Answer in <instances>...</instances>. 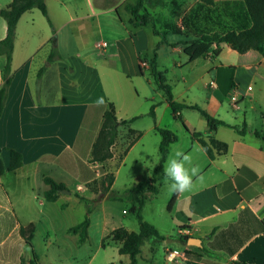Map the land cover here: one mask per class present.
Masks as SVG:
<instances>
[{"label": "crops", "instance_id": "1", "mask_svg": "<svg viewBox=\"0 0 264 264\" xmlns=\"http://www.w3.org/2000/svg\"><path fill=\"white\" fill-rule=\"evenodd\" d=\"M12 1L0 0V10ZM126 1L134 0H87L89 10L83 13L74 10L69 0H46L53 28L46 25L38 9L25 13L18 23L12 83L0 120V145L8 153L9 149L20 152L24 163L0 176V230L5 232L0 247L12 241L6 253L0 251V264L8 257L14 264L32 259L13 247L14 241L25 243L21 227L33 225L36 230L35 221L20 220L18 215L31 205L39 218L45 219L52 209L49 204L70 218L67 232L90 217L88 239L78 245L86 246L93 232H98L100 242L87 264L95 261L100 250H111L107 264H128L129 257L119 254L120 243L107 240L105 247L102 244L116 229L138 232L134 214L136 221L127 219L126 210L121 215L123 203L107 196L88 214L86 205L75 195L91 200L99 197L106 173L113 174L111 189L118 193L146 187L161 160L162 138L157 128L178 136L168 147L165 162L173 146L190 153L193 164L202 169L203 181L191 192L177 196L169 208L174 194L165 188L163 173L156 175L153 186L157 193L144 192L142 217L166 240H146L137 264H155L158 254L162 264H169L167 250L185 251L187 247L205 248L209 253L200 255V260L187 258L176 264H264V140L254 135L255 131L264 135L263 55L254 50L241 54L223 43L217 58L191 61L184 49L195 35L168 34L167 43L162 44L151 26L131 23L123 6ZM114 5L116 15L107 9ZM96 7L104 10L96 11ZM150 10L159 27L168 22L181 26L182 19L188 18L210 32L237 28L246 19L243 0H168L167 8ZM6 36L7 23L0 16V41ZM66 38L73 45L71 49L66 47ZM54 48L57 56L49 62ZM155 49L158 72L171 87L174 101L186 106L178 113L180 118L154 79L149 61ZM5 64L6 58L1 56L0 88ZM235 88L239 91L232 96ZM101 97L104 103L98 105ZM109 104L114 105L118 120L129 123L119 129L112 158L93 164V145ZM153 106L155 118L150 116ZM192 106L227 126H219L211 134L206 119L189 108ZM243 125L250 129L244 135L231 128ZM130 130L136 132L135 137L139 133L132 145ZM194 132L205 139L214 135L228 145L227 154L211 159ZM197 146L203 151L196 150ZM2 156L8 166L10 154ZM46 177L64 184L72 194L58 193L56 201L48 202L44 197L49 190ZM180 236L201 239L202 246H185ZM54 241L48 234V245Z\"/></svg>", "mask_w": 264, "mask_h": 264}, {"label": "trees", "instance_id": "2", "mask_svg": "<svg viewBox=\"0 0 264 264\" xmlns=\"http://www.w3.org/2000/svg\"><path fill=\"white\" fill-rule=\"evenodd\" d=\"M243 2L245 6V18L247 20H242L240 23L241 25H239L237 28L232 27L230 29H224L222 31L220 30L215 32H210L206 27L200 29L196 24L190 23L188 18L184 19L181 26L174 22H168L159 27L156 19L151 14L150 9L167 8L168 0L126 1L124 2L123 6L124 10L131 16V23L134 26H151L154 35L161 38L162 44L167 43L168 34L185 35L190 33L195 35V37L189 43H187V47L184 49V52L189 56L191 61L207 58L209 56L212 58H217L220 55L221 44L223 43L241 54L254 50L259 52L264 57V0H243ZM33 9H38L53 28L49 18L46 0H13L8 7L0 10V16L7 23V36L4 40L0 41V57L4 56L6 58V64L3 71L4 84L0 88V120L4 113L9 88L12 83V58L14 43L16 40L17 26L21 17ZM56 52L57 50L54 48L51 55L49 56V62H52V60L55 59L57 56ZM144 61L145 60H142L141 62L143 63ZM149 63L152 67V73L158 87L164 90L166 93L167 102H169L172 111L175 115H177L178 118H180L178 113L186 106L177 104L174 101L171 87L165 84V77L162 73L158 72L157 49H155ZM43 71L44 70L42 69L40 74H42ZM189 108L198 110L200 114L206 119L211 134H214L219 126H227L224 122L213 118L198 106H192ZM150 116L155 118L154 106L151 108ZM128 123L129 121L118 120L114 105H108V108L103 115V124L101 130L95 144L93 145L90 163H104L112 158V147L115 145L118 139L119 129ZM185 128L187 129L186 126ZM231 128L240 135H244L246 132L250 131L247 125H243L242 127L233 126ZM157 130L162 138L160 145L161 160L155 169L153 178L146 187H134L122 193H118L111 189L114 183L113 174L106 173L100 182L101 195L99 197L91 200L80 195H75L86 205L88 214L92 213L95 205L98 204L102 198H104V196H107L108 200L127 202L131 205L130 211L138 220L139 231L129 232L124 228L116 229L103 239L102 244L105 247L107 240L120 243L119 254L129 257L128 264L138 263V257L142 252V246L146 240H166L165 237L158 233L153 225L144 221L142 217V208L146 202V198L143 194L146 191L157 193L156 187L153 186V183L156 182V175L163 173V165L166 159L168 147L178 141V136L171 130L161 128H157ZM135 134V131H129L130 136H134ZM192 135L198 139L211 159L216 158V156L227 154L228 145L226 143L217 141L214 135L207 137V139H205L203 135L198 132H194ZM254 135L264 140V135L261 133L255 131ZM136 136L139 137V133H137ZM137 137L134 136L130 145H132ZM2 151L3 149L0 145V176L7 172H14L23 166V155L14 149L8 150L10 154V163L8 166H6L2 160ZM44 182L49 186V190L46 191L44 195L48 202L56 201L58 198V192L66 189L64 184L57 183L49 177L44 178ZM176 198L177 195L174 194L169 203V208L173 206ZM89 227L90 217L87 216L82 223L70 228L69 233L77 235L78 243L83 244L88 239ZM20 234L32 252V259L28 262L25 259H21L20 264H40L39 257L34 251L33 239L35 229L33 225L21 227ZM179 239L185 246H187L190 237L180 236ZM185 252L188 258L194 260H200V255L209 253L205 248L196 247H187ZM233 264L248 263L233 262Z\"/></svg>", "mask_w": 264, "mask_h": 264}, {"label": "rangeland", "instance_id": "3", "mask_svg": "<svg viewBox=\"0 0 264 264\" xmlns=\"http://www.w3.org/2000/svg\"><path fill=\"white\" fill-rule=\"evenodd\" d=\"M72 4V7L75 9L81 10L83 13H88V2L87 0H69ZM120 1V0H118ZM93 4V2H92ZM117 5L107 7V9H113V13H115V8ZM104 10V8L96 7V11ZM122 12V11H121ZM39 13V12H37ZM42 19H45L46 25H49L48 20L41 14ZM44 17V18H43ZM178 18V17H177ZM185 18L182 19V23ZM199 27V26H198ZM226 28V25L223 26ZM201 28V27H199ZM66 47L71 49L73 45L70 43V39L66 38ZM64 50H66L65 46H63ZM5 156L9 157V153L4 150L3 153ZM3 157V156H2ZM98 170H102L103 168L98 167ZM102 173V172H101ZM6 180H4V184H6ZM98 182H96V188L98 187ZM167 185L165 186V188ZM120 188V185L118 186ZM167 189V188H166ZM165 190H163V195H165ZM164 199V196L160 198V201ZM121 209L120 214L123 212V210H126L128 213L127 219L129 218L132 221H136L134 216L131 214V205L127 202H121ZM100 202L95 205L93 211H96L98 206H100ZM49 206L52 207V209H49L47 216L45 219L39 218L38 210L31 205H27L24 207V211L22 213H19V219L25 220V219H32L35 221V234L33 239V245L35 248V252L39 257L40 264H87L89 260L90 255H94L97 251L98 245H99V234L98 232H93L90 241L84 245L83 247L78 245V238L76 235H73L66 231L65 227L70 223V218L67 216L61 215L57 209L49 204ZM92 211V213H93ZM76 215H74V220L76 218ZM123 215V214H121ZM39 220V221H38ZM4 231L0 230V240L4 236ZM48 234L55 238V241L53 242V245H48ZM13 240V239H11ZM107 242V241H106ZM12 241H9L6 246L0 247V251H3V253H6V248L9 244H11ZM14 249H16V252H19L20 255L25 256L27 258H31V250L30 247L27 246L24 241H20L19 245L17 241H14L13 243ZM146 255V254H145ZM95 261L92 264H107L110 256H111V250L103 251L100 250V252L96 255ZM161 255L158 254L155 264H162L161 263ZM4 264H14V259L11 257H8V259L5 261ZM3 264V263H2Z\"/></svg>", "mask_w": 264, "mask_h": 264}, {"label": "clouds", "instance_id": "4", "mask_svg": "<svg viewBox=\"0 0 264 264\" xmlns=\"http://www.w3.org/2000/svg\"><path fill=\"white\" fill-rule=\"evenodd\" d=\"M96 103L102 105L103 98H98ZM196 150L203 151L197 146ZM202 169L198 164H193L190 153L173 146L163 167V180L168 187V191L177 196L191 192L197 182L203 181Z\"/></svg>", "mask_w": 264, "mask_h": 264}, {"label": "built area", "instance_id": "5", "mask_svg": "<svg viewBox=\"0 0 264 264\" xmlns=\"http://www.w3.org/2000/svg\"><path fill=\"white\" fill-rule=\"evenodd\" d=\"M103 47H107V43H103L102 45ZM77 57H81L80 54L77 55ZM252 88L249 87L248 90H251ZM238 88H235L233 91H232V96H235L236 93L238 92ZM188 257L186 255V252L184 250H179V249H169L166 251V254H165V259L166 261L169 263V264H176V263H179L180 261H184L186 260Z\"/></svg>", "mask_w": 264, "mask_h": 264}, {"label": "water", "instance_id": "6", "mask_svg": "<svg viewBox=\"0 0 264 264\" xmlns=\"http://www.w3.org/2000/svg\"><path fill=\"white\" fill-rule=\"evenodd\" d=\"M59 194H67V195H71L72 192H70L69 190H61L58 192ZM188 245L189 246H197V247H200L202 246V241L201 239H198V238H190L189 241H188Z\"/></svg>", "mask_w": 264, "mask_h": 264}]
</instances>
